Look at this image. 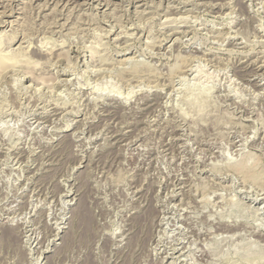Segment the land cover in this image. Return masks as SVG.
<instances>
[{"label":"rangeland","instance_id":"obj_1","mask_svg":"<svg viewBox=\"0 0 264 264\" xmlns=\"http://www.w3.org/2000/svg\"><path fill=\"white\" fill-rule=\"evenodd\" d=\"M0 264H264V0H0Z\"/></svg>","mask_w":264,"mask_h":264},{"label":"bare ground","instance_id":"obj_2","mask_svg":"<svg viewBox=\"0 0 264 264\" xmlns=\"http://www.w3.org/2000/svg\"><path fill=\"white\" fill-rule=\"evenodd\" d=\"M47 86H45V88H46Z\"/></svg>","mask_w":264,"mask_h":264}]
</instances>
